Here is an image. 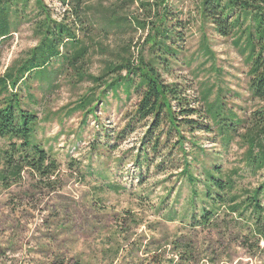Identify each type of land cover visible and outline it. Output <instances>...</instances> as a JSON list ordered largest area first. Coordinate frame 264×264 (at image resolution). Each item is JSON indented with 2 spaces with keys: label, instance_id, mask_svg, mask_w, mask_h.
Segmentation results:
<instances>
[{
  "label": "rangeland",
  "instance_id": "1",
  "mask_svg": "<svg viewBox=\"0 0 264 264\" xmlns=\"http://www.w3.org/2000/svg\"><path fill=\"white\" fill-rule=\"evenodd\" d=\"M43 1L55 18L66 16L56 0ZM85 2L89 17L97 19L103 7L118 0ZM168 9L181 22L183 38L176 40L178 52L162 77L178 83L185 108L198 110L179 115L171 102L177 119H183L178 121L182 139L168 121L154 126L151 117L132 120L138 101L133 87L129 97L122 87L117 96L108 92L94 114L65 116L90 83H71L67 71L48 92L33 82L31 92L39 101L28 105L38 117L33 139L54 160L55 170L47 179L24 169L19 179L0 181V264H264V242L251 236L249 212L239 216L220 206L202 220L210 208L200 196L192 197L188 179L191 173L202 194L206 171L216 165L234 182L237 201L264 185V168L257 169L248 156L255 126L264 125V118L256 117L264 100L251 95L248 66L231 38L206 25L203 43L193 21L195 0H168ZM120 13L138 15L136 3ZM102 34L94 38L106 54L91 50L85 66L94 75L125 40L132 39V51L146 53L142 30L129 26ZM36 43L32 25L20 24L0 42V74ZM207 91V101L218 97L232 118L223 121L230 136L204 113ZM7 143L0 138V152ZM259 200L264 206V190Z\"/></svg>",
  "mask_w": 264,
  "mask_h": 264
},
{
  "label": "trees",
  "instance_id": "2",
  "mask_svg": "<svg viewBox=\"0 0 264 264\" xmlns=\"http://www.w3.org/2000/svg\"><path fill=\"white\" fill-rule=\"evenodd\" d=\"M56 1L65 8L66 16L60 19L53 16L43 0H0V42L9 39L20 24L28 22L37 39L24 57L0 74V138L8 141L7 147L0 152V164L3 165L0 181H15L24 169L47 179L55 170L54 160L33 139L38 117L28 105L39 103L31 92L35 81L38 89L48 92L57 87V75L67 71L71 83H90L88 92L79 97L65 116L75 111L85 116L94 114L100 98L108 92L117 96V90L122 87L129 97L133 87L138 101L132 120L140 122L151 117L154 126L168 121L169 130L181 139L178 121L183 119H177L171 102H176L179 115L190 116L198 111L185 108V99L181 97L183 90L178 83H167L162 77V72L170 69L171 60L178 52L176 40L183 38V26L168 9V0H118L103 7L104 13H99L97 19L89 17L90 9L85 0ZM134 3L138 15L120 13ZM195 4L197 17L193 21L198 22L203 43L206 44L203 33L206 25L220 37L231 38L248 66L251 95L264 100V0H195ZM129 26L146 33L141 43V49L145 48L146 53L132 51V39L125 40L109 52V58L98 74L90 73L85 68L90 51L100 48V54L107 52L94 37L99 33L115 34ZM204 50L209 53L206 46ZM209 93L207 91L202 97L206 106L203 111L218 122L221 130L225 128L226 137L230 136L232 130L228 124L223 125V121L232 118L227 119L230 115L224 113V103L218 97L207 101ZM256 115L258 120L264 118V109L256 111ZM255 127L257 134L248 140V156L257 169H262L264 141L259 136L264 139V125L259 123ZM187 168L185 163L186 174ZM223 174L216 165L209 168L200 194L194 187L196 179L189 173L192 197L200 196L210 208L203 210L201 219L207 220L220 206H226L229 212L239 216L248 211L246 217L251 236L257 242H264V206L259 200L264 185L254 188L246 199L237 201V196L232 193L234 182L231 178L225 179Z\"/></svg>",
  "mask_w": 264,
  "mask_h": 264
}]
</instances>
